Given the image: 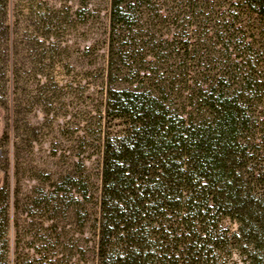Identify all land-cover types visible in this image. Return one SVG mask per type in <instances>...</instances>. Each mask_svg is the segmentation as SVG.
Segmentation results:
<instances>
[{
  "label": "trees",
  "instance_id": "trees-1",
  "mask_svg": "<svg viewBox=\"0 0 264 264\" xmlns=\"http://www.w3.org/2000/svg\"><path fill=\"white\" fill-rule=\"evenodd\" d=\"M107 51L106 118L122 130L104 141L94 264H185L226 244L264 264V205L246 185L247 150L264 144V0H109Z\"/></svg>",
  "mask_w": 264,
  "mask_h": 264
},
{
  "label": "rangeland",
  "instance_id": "rangeland-1",
  "mask_svg": "<svg viewBox=\"0 0 264 264\" xmlns=\"http://www.w3.org/2000/svg\"><path fill=\"white\" fill-rule=\"evenodd\" d=\"M4 15L0 191L11 217L3 233L7 264H94L104 141L122 130L105 112L109 0H9ZM247 153L256 179L246 185L264 205V144ZM220 227L238 230L230 219ZM254 252L241 255L226 244L220 254L185 264H244Z\"/></svg>",
  "mask_w": 264,
  "mask_h": 264
}]
</instances>
